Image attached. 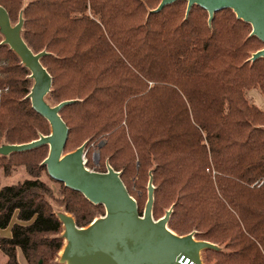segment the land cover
I'll list each match as a JSON object with an SVG mask.
<instances>
[{
    "label": "trees",
    "instance_id": "trees-1",
    "mask_svg": "<svg viewBox=\"0 0 264 264\" xmlns=\"http://www.w3.org/2000/svg\"><path fill=\"white\" fill-rule=\"evenodd\" d=\"M160 2L30 0L23 36L35 53L49 54L42 60L53 77L49 100L79 101L61 112L70 130L65 151L94 144L89 166L95 150L99 172L108 158L140 214L133 185L152 172L154 218L173 207L171 230L196 231L224 247L206 251L208 262L264 264V109L248 99L253 91L264 97V59L250 61L264 43L230 9L210 26L202 7L186 18L185 1L150 13ZM0 5L16 21L24 0ZM29 75L0 46V144L48 135V122L26 99ZM47 148L0 157V171L24 165L30 176L0 184V232L14 222L9 237L0 234L4 264H21L19 252L26 264H50L63 247L62 224L47 200L52 188L41 179L46 167L30 160ZM50 180L63 188L60 204L79 227L104 208Z\"/></svg>",
    "mask_w": 264,
    "mask_h": 264
},
{
    "label": "water",
    "instance_id": "water-1",
    "mask_svg": "<svg viewBox=\"0 0 264 264\" xmlns=\"http://www.w3.org/2000/svg\"><path fill=\"white\" fill-rule=\"evenodd\" d=\"M178 1L187 3L186 18L193 7L207 11L211 26L217 12L230 9L238 20L251 25L250 37L264 43V0H161L150 13L161 12ZM24 6L16 24L7 10L0 5V46H7L29 71L33 82L27 98L33 110L50 126L49 135L26 144H0V157L8 158L16 153L48 147V156L42 166L51 179L81 193L91 204L103 206L105 215L94 219L88 226L79 227L75 217L63 209L54 214L62 224L58 236L63 240L59 264H206L203 253L224 251V247L199 240L197 232L179 235L169 228L173 207L159 220L154 218L155 187L152 172L148 184V200L142 214L136 199L125 186L121 172L107 164V171L95 172L86 166L88 142L71 152H65L69 128L61 117L63 109L79 102L64 101L54 104L49 100L53 89V77L42 60L49 54L44 50L35 53L24 39ZM264 59V48L253 53L252 63Z\"/></svg>",
    "mask_w": 264,
    "mask_h": 264
},
{
    "label": "rangeland",
    "instance_id": "rangeland-1",
    "mask_svg": "<svg viewBox=\"0 0 264 264\" xmlns=\"http://www.w3.org/2000/svg\"><path fill=\"white\" fill-rule=\"evenodd\" d=\"M153 10H155V9H153ZM150 11H152V10H150ZM20 12H19V14H20ZM18 19H19V16H18L17 20L16 21H12V23L16 24L18 22ZM263 48H261V49H263ZM255 52H257V51H255ZM255 52H252L251 55L253 53H255ZM19 60L20 59L18 58V61ZM28 73H29V71H28ZM28 77L29 76H27V78ZM6 91H7V89H6ZM52 91H53V89H52ZM248 99L250 100L251 103H254L258 107H260L261 109H264V97L259 92L253 91V92L248 93ZM47 126H48V135H49L51 130H50L49 124ZM40 135H43V134L39 133V136ZM86 142H84V143H86ZM91 148L94 150V148H95L94 144H92L89 148L87 147L86 155H85L86 166H87L88 169H90L92 171H95V172L102 171L101 170L102 167L100 166L101 155L96 150L92 154V160H91L92 161V165L89 166L88 153H89ZM76 149L77 148H75V149H73L71 151H74ZM39 156L41 158L39 160H37L36 158L34 160L32 157H30L31 161L37 162V164H38L37 167L42 166L43 161L47 158V156H48V148L45 150V152L41 153ZM43 157H45V159H43ZM107 164H109L112 167V165L110 164V161H109L108 158H106V160H105V168H104L105 172L107 171ZM29 178H30V176L28 174V169L24 165H21V166H18L16 168L12 169L9 174H5L3 171H0V184L2 186H12V185L21 184L26 179H29ZM41 179L43 181L48 182L49 186L52 188L53 198H47V200L51 204V206H52L53 210L56 212V214H58L59 212H61L64 209V207L61 206V204H60V201L64 198V190H63V188L60 187V185L55 184V183H53L50 180L51 178L47 174V169L45 170V172L41 173ZM149 179L150 178H148V176H146V177H144L143 181L140 184H138V187L135 184L133 185L134 196H137V197L140 198V203H141L140 206H141L142 211H144L146 203H147V200H148ZM260 184H262V183H260ZM167 210L168 209H166V208L162 209L161 210V215L164 216V213ZM104 215H105V209L102 208L101 211L99 212V214H97L94 219L99 218L100 216H104ZM13 223L14 222H12V224L9 226L8 229L0 232V234L2 236L9 237L11 235V229H12ZM203 257L205 258V252L203 253ZM58 258H59V254H57V256H55L51 260L50 264H59ZM5 261H6V258L0 253V264H4ZM19 261H20L21 264H26L25 259H24L23 255L20 252H19ZM205 263L206 264H214V263L208 262L206 260V258H205Z\"/></svg>",
    "mask_w": 264,
    "mask_h": 264
}]
</instances>
